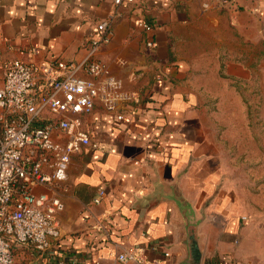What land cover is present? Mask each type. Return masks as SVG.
<instances>
[{
	"label": "crops",
	"instance_id": "1",
	"mask_svg": "<svg viewBox=\"0 0 264 264\" xmlns=\"http://www.w3.org/2000/svg\"><path fill=\"white\" fill-rule=\"evenodd\" d=\"M204 1L0 0V82L14 58L80 59L116 9L99 57L135 95L83 117L91 144L55 192L37 188L63 203L59 238L44 252L16 246L14 264H179L184 202L201 264H264V0ZM130 249L140 259L119 262Z\"/></svg>",
	"mask_w": 264,
	"mask_h": 264
},
{
	"label": "built area",
	"instance_id": "2",
	"mask_svg": "<svg viewBox=\"0 0 264 264\" xmlns=\"http://www.w3.org/2000/svg\"><path fill=\"white\" fill-rule=\"evenodd\" d=\"M123 1L132 0H113V4L119 7ZM212 3L231 11L239 8L238 0H205L202 5L207 8ZM117 16L115 9L109 18L95 24L80 59L45 58L38 63L14 58L3 68L0 264H14L16 246L30 245L44 252L59 238L57 213L63 203L57 195L38 190V186L55 192L64 183L72 155L91 144L82 120L95 105L114 112L123 101L135 98L118 77L105 70L99 57L101 46L112 37L111 24ZM138 24L151 29L148 22ZM154 44L146 42L148 47ZM98 201L93 199L94 203ZM116 258L121 263L140 259L133 249L117 253Z\"/></svg>",
	"mask_w": 264,
	"mask_h": 264
},
{
	"label": "water",
	"instance_id": "3",
	"mask_svg": "<svg viewBox=\"0 0 264 264\" xmlns=\"http://www.w3.org/2000/svg\"><path fill=\"white\" fill-rule=\"evenodd\" d=\"M183 217H184V247L186 257L179 264H201L202 263V251L199 248L197 241V226L200 219H196L191 209V206L187 203H183Z\"/></svg>",
	"mask_w": 264,
	"mask_h": 264
},
{
	"label": "trees",
	"instance_id": "4",
	"mask_svg": "<svg viewBox=\"0 0 264 264\" xmlns=\"http://www.w3.org/2000/svg\"><path fill=\"white\" fill-rule=\"evenodd\" d=\"M43 115H46L47 117L50 116L46 114V112H43ZM205 264H223V263L220 262L218 256L214 255L213 257L206 259ZM228 264H231V262H228Z\"/></svg>",
	"mask_w": 264,
	"mask_h": 264
},
{
	"label": "rangeland",
	"instance_id": "5",
	"mask_svg": "<svg viewBox=\"0 0 264 264\" xmlns=\"http://www.w3.org/2000/svg\"><path fill=\"white\" fill-rule=\"evenodd\" d=\"M234 150V153L235 152H238L239 150L238 149H233ZM232 151V150H231ZM243 152H246L245 151V149L243 150ZM255 158V157H254ZM255 160V159H254ZM244 166V165H243ZM242 166L240 165V168H241ZM250 166L248 165V168H249ZM248 168H246V166H244V170H248ZM251 172H253V173H257V174H259L260 175V170L258 169V165H256V164H253V168L251 169Z\"/></svg>",
	"mask_w": 264,
	"mask_h": 264
}]
</instances>
